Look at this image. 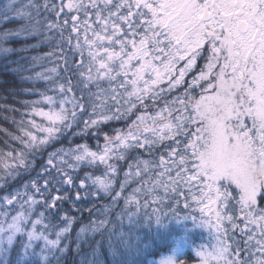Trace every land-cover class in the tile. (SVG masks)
<instances>
[{"label": "snow or ice", "instance_id": "obj_1", "mask_svg": "<svg viewBox=\"0 0 264 264\" xmlns=\"http://www.w3.org/2000/svg\"><path fill=\"white\" fill-rule=\"evenodd\" d=\"M0 61V264H264V0H0Z\"/></svg>", "mask_w": 264, "mask_h": 264}, {"label": "trees", "instance_id": "obj_2", "mask_svg": "<svg viewBox=\"0 0 264 264\" xmlns=\"http://www.w3.org/2000/svg\"><path fill=\"white\" fill-rule=\"evenodd\" d=\"M33 54H39V53H33ZM3 61H0V102H3L4 99V95L10 91H17L20 92L21 94L16 96V97H12L9 96L8 97V102L10 104H15V106L19 107L20 105L18 103H16L17 101L23 100L26 97L22 94V89L24 87V85H22L18 78L16 76H14L13 74H11L9 71H7L4 67H3ZM37 71L41 70L39 68L36 69ZM3 113H0V125H3L5 127H10L9 125L5 124L3 119ZM0 147H3V138L0 137ZM33 175H35V173H33ZM104 202L103 201H97V206H101ZM85 205H87V207H91V204L88 203L87 201H85L84 203H82L80 205L81 208H83ZM65 208H69L70 209V205H65ZM78 217L80 216V213H75ZM89 217H88V213L85 211L83 213V218L80 220V223L76 225V229L73 231L72 233V238H73V243L71 245V247H74V240H75V231L78 230V228L80 227L81 224H86L88 223ZM97 241H102L105 244V247L102 249L105 257H107V242H108V236L107 234H96V236L94 238H89V245L90 246H86L83 250L88 252L91 251V247H94ZM106 242V243H105ZM71 247L69 252L66 254L65 259L63 261V264H79V257H76L73 252L71 251ZM142 261V264H147V261L150 259H153V257L148 256V257H140L139 258Z\"/></svg>", "mask_w": 264, "mask_h": 264}, {"label": "rangeland", "instance_id": "obj_3", "mask_svg": "<svg viewBox=\"0 0 264 264\" xmlns=\"http://www.w3.org/2000/svg\"><path fill=\"white\" fill-rule=\"evenodd\" d=\"M106 243V242H105Z\"/></svg>", "mask_w": 264, "mask_h": 264}]
</instances>
